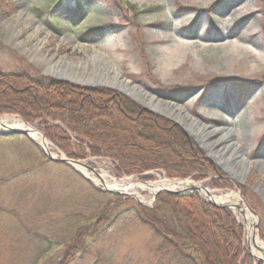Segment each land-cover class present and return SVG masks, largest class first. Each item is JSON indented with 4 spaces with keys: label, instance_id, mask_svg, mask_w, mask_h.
Segmentation results:
<instances>
[{
    "label": "rangeland",
    "instance_id": "obj_1",
    "mask_svg": "<svg viewBox=\"0 0 264 264\" xmlns=\"http://www.w3.org/2000/svg\"><path fill=\"white\" fill-rule=\"evenodd\" d=\"M59 1L69 5L74 0H0V72L109 90L152 111L107 83L113 76L105 62L107 57L120 69L123 80L140 87L159 104L184 106L210 127H233L241 152L251 162L241 179L218 167L183 126L155 113L182 128L212 162L223 179L214 185L217 181L212 175L168 177L160 169L115 173L117 163L110 157L98 152L92 155L83 136L58 120L46 118L47 125L67 134L74 151L84 150L85 156L78 160L99 174L107 173L116 180L128 178L134 183L154 182L159 177L182 179L210 195L238 194L235 208L213 205L199 191L190 189L180 196L195 194L206 203L227 209L242 230L244 249L256 263L248 248L242 209L248 210V206L255 213L248 210L255 218V232L264 243V171L256 165L264 159V0H81L84 7L77 14L71 7L64 14L55 11ZM244 4L248 7L240 9ZM226 13L232 15L229 22L220 19ZM52 18L59 20L58 28ZM90 28L101 29L102 33L95 31L83 37ZM27 50L35 53V58ZM38 57L42 59L37 61ZM3 88L1 96L6 102L18 101L11 96L16 90ZM17 91L23 100L44 99L28 94L25 86ZM103 114L94 126L104 130L105 141L118 151L121 146L134 144L131 147L135 153L140 150L147 155L148 143L133 137V122L116 118L108 110ZM0 116H15L45 136L36 123L26 122L17 114ZM45 138L53 155L67 157ZM40 157L46 159L25 136L0 138V264H32L37 247L24 237L25 230L48 232L50 236L51 249L39 264H165L159 252L161 239L132 211L137 204L153 208L158 195L152 201L153 196L145 190L136 189L143 199H138L140 202L127 194H114L121 196L124 204L114 210V218L97 225L94 232L90 231L93 235L87 234L85 248L78 242L72 243L76 247L68 246L67 234L60 239L52 237L50 233L55 235L56 230L68 232L73 212L96 217V221L100 199L94 188L101 189L97 182L86 180L62 163L37 165ZM93 219L88 225L93 226ZM210 240L220 244V239L212 235ZM80 249L84 251H77Z\"/></svg>",
    "mask_w": 264,
    "mask_h": 264
},
{
    "label": "trees",
    "instance_id": "obj_2",
    "mask_svg": "<svg viewBox=\"0 0 264 264\" xmlns=\"http://www.w3.org/2000/svg\"><path fill=\"white\" fill-rule=\"evenodd\" d=\"M69 7L72 8L74 14H77L84 6L81 0H74L69 5H66L64 1H59L54 6V10L64 14ZM58 21L56 18L51 20L57 28ZM99 30L101 29L90 28L82 36L95 34V31L100 35L102 31ZM1 86L16 90V93L11 96L17 98L18 101L6 102L1 96V88L0 113L17 114L26 122L36 123L45 136L59 146L67 157L81 159L85 153L81 148L77 152L74 151L67 134L58 127L47 125L46 118L58 120L76 135L83 136L88 141L87 145L92 155L98 152L110 157L117 163L114 168L115 173L138 174L147 170L160 169L168 177L184 178L192 174L212 175L217 181L213 183L214 185L223 181L212 162L203 156L182 128L150 110L125 101L123 97L112 91L84 89L65 82L34 79L27 74L15 75L0 72ZM23 86L27 88L28 94H37L43 96L44 99H21L17 90ZM119 102H123V105L118 104ZM115 107L121 109L120 113L123 116L115 111ZM103 110H108L116 118L133 122V137L145 145L148 143L145 146L147 155L138 150L139 152L136 153L141 157L138 156L132 150L131 146H135L134 144L127 147L121 146L118 151L114 145L111 146L105 141L104 130L99 126H94V123L104 115ZM153 135L155 137H152ZM16 136L18 135L1 136L0 138ZM159 144L167 146L161 147ZM171 148L179 153V157L171 151ZM47 163L50 162L44 158H38L37 165ZM94 189V194L100 199L98 219L95 221L96 217L86 218L80 213L73 212L70 215L73 221L65 231L68 232L56 230L53 231L55 235L50 233L52 237L59 236L60 239L67 234L69 236L68 246L76 247L74 244L78 242L82 248H85L86 237L94 234L90 231L94 232L103 221L107 222L111 217L114 218L112 213L124 204L123 198L97 188ZM132 209L134 216L161 239L159 252L165 257V264H260L258 261L255 263L244 249L242 230L236 225L230 212L223 207L206 203L195 194L175 196L162 192L157 196L152 209L139 204L133 206ZM92 219L95 223L90 226L88 224ZM196 224L201 228L200 230ZM202 227L206 228V233ZM47 233L25 230L24 237L28 241L31 239V243L37 247L32 264H39L38 261L51 249L50 236ZM211 235L220 239L219 245L214 242L215 245L212 244Z\"/></svg>",
    "mask_w": 264,
    "mask_h": 264
},
{
    "label": "bare ground",
    "instance_id": "obj_3",
    "mask_svg": "<svg viewBox=\"0 0 264 264\" xmlns=\"http://www.w3.org/2000/svg\"><path fill=\"white\" fill-rule=\"evenodd\" d=\"M248 4H244L240 9H244ZM231 14L226 13L222 15L220 19L225 22L231 20ZM28 51V50H27ZM26 51V52H27ZM32 58H35V53L29 52ZM104 55V54H103ZM105 56V55H104ZM42 58L38 57L37 61ZM106 64L110 67L113 72V76L108 79V84L122 89L124 92L128 93L130 97L139 101L140 103L157 110L171 119L175 120L179 125L183 126L188 130L191 135L206 148V151L212 155L221 165L227 169L232 176L241 179V174L250 167L251 162L248 159L247 154L241 152L240 144L235 138L234 128L231 126L226 127H210L205 125L198 118L193 117L184 106H163L161 103L156 102L151 99L140 87L135 85H130L128 82L121 78L120 69L113 64L107 57H105ZM41 65L42 64L41 61ZM47 66V65H46ZM44 66L46 71H51L48 67ZM115 111L119 115L123 116L121 109L115 107ZM8 129H28L29 137L37 143L40 147L46 151H50L49 142L41 138L40 133L33 127L26 124L23 120L15 116H0V131ZM221 148H218L220 147ZM256 165L264 171V159L256 161ZM76 168L88 178L94 180L97 183L103 181L108 189L122 191L129 196L135 197L136 199L143 200L137 193L136 189L148 191L152 196L161 189L169 190H188L193 185L192 182L188 180H167L159 177L154 182L149 183H134L128 178L122 180H116L109 176L107 173L99 174V177L93 173L86 171L85 169L76 166ZM199 192L205 196L207 199L215 202L217 204H227L232 205L235 208L239 201V195L233 191L226 193L222 196L210 195L205 190L200 189ZM244 213L243 225L246 233V240L248 244L249 251L254 258H261L264 260V243L258 238L254 225L255 218L250 214V212L245 208L242 209Z\"/></svg>",
    "mask_w": 264,
    "mask_h": 264
},
{
    "label": "water",
    "instance_id": "obj_4",
    "mask_svg": "<svg viewBox=\"0 0 264 264\" xmlns=\"http://www.w3.org/2000/svg\"><path fill=\"white\" fill-rule=\"evenodd\" d=\"M63 80H64V79H63ZM73 84H76V83H73ZM128 84H129V83H128ZM123 92H124V91H123ZM124 94L127 95L129 98L135 100L134 98L130 97L128 93H125V92H124ZM146 94H147V93H146ZM151 99L154 100L153 97H151ZM135 102H137V100H135ZM138 103H139V102H138ZM141 105H143V106H145V107L147 108L146 105H144V104H142V103H141ZM152 111H153L154 113H157V114H159V115L165 117V118H168V119H170V120H173V119H171L169 116H167V115H165V114H163V113H161V112H159V111H157V110H153V109H152ZM184 129H185V128H184ZM37 131H38V133H40L41 138H42L43 140H46L45 136H44L39 130H37ZM187 131H188V130H187ZM188 133L191 135V133H190L189 131H188ZM8 135H23V136H25V137L28 138V139H29V140H30L35 146H37V147L39 148V150L45 155V157H46L48 160H50V161H54V162H58V163H63V164H65V165L69 166L70 168H72L73 170L77 171L78 173H80L84 178H86V179H88V180H90V179L87 178L85 175H83V174H82V173L76 168V166L81 167V168L85 169L86 171L92 172L93 174H95L96 176L99 177V173H98L94 168H92L91 166L87 165V164L84 163L83 161H80V160H77V159H72V158H67V157H65V156H56V155H53L50 151H48V150L46 151L45 149H43L42 147H40L37 143H35V142L29 137V130H28V129H8V130H1V131H0V136H8ZM191 136H192V135H191ZM192 138L197 142V144H198L199 146H201L200 142H198L193 136H192ZM203 151L207 154L208 157L211 158V160H212L216 165H218V167L221 168L222 165H221L220 162L217 161V159H215L212 155H210V154H209L208 152H206L205 150H203ZM220 165H221V166H220ZM222 169H225V168L222 167ZM144 183H145V182H144ZM97 186H98L101 190H103V191L111 192V193H114V194H126V193H123L122 191H116V190L108 189V188L106 187V185L103 183V181H101L100 183H98ZM200 189L205 190V189H203V188H200V187L197 186V185H192L191 188H190V191H192V190H193V191H199ZM188 191H189V189H188V190H182V191H180V190L161 189V190L157 191V192L153 195V199H152V201L155 200L156 196H157L159 193H161V192H167V193L173 194V195H175V196H180V195L185 194V192H188ZM136 200H137L138 202H140L138 199H136ZM209 202L212 203L213 205H217V206H223V207H227V206H229V205H227V204H223V205H222V204H217V203L212 202V201H210V200H209ZM246 206H247V204H246ZM247 208H248V210H249L252 214L255 215V213H254V212H253L248 206H247ZM255 227H256V226H255ZM255 227H254V229H255ZM257 260H258V261H262V262H264V260L261 259V258H257Z\"/></svg>",
    "mask_w": 264,
    "mask_h": 264
}]
</instances>
